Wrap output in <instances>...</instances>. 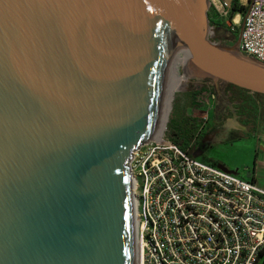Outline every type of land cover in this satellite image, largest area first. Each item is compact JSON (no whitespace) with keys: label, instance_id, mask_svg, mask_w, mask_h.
<instances>
[{"label":"water","instance_id":"95a60500","mask_svg":"<svg viewBox=\"0 0 264 264\" xmlns=\"http://www.w3.org/2000/svg\"><path fill=\"white\" fill-rule=\"evenodd\" d=\"M180 7L184 74L264 94L208 0H0V264H133L126 162L163 116Z\"/></svg>","mask_w":264,"mask_h":264},{"label":"built area","instance_id":"2783aa9c","mask_svg":"<svg viewBox=\"0 0 264 264\" xmlns=\"http://www.w3.org/2000/svg\"><path fill=\"white\" fill-rule=\"evenodd\" d=\"M217 2L209 5L238 36L237 49L264 63V0H244L241 10L240 0ZM126 165L138 264H264L263 189L188 155L163 133L131 149Z\"/></svg>","mask_w":264,"mask_h":264},{"label":"rangeland","instance_id":"374dc122","mask_svg":"<svg viewBox=\"0 0 264 264\" xmlns=\"http://www.w3.org/2000/svg\"><path fill=\"white\" fill-rule=\"evenodd\" d=\"M212 1V0H210ZM218 5L217 0H213ZM239 3V0H234ZM242 1V0H240ZM233 3V0H231ZM244 8V0L241 2ZM212 6L209 5L207 9V17L214 16ZM227 42L232 44L236 39L235 34H229L225 36ZM224 38L221 37L220 39ZM184 42V37H183ZM184 44L179 47L178 53L173 52V66L171 67L170 77V90L168 83L169 95L168 104L165 113V123L161 130L165 137L170 139L172 131L175 130L178 125L184 128L185 134L190 138L191 142L187 147L188 155L206 152V155H230L228 151V142L221 141L219 139L220 134L224 133L225 129L234 127L236 124V115L234 112V105L227 100L225 91L227 88L225 82L217 81L213 83L209 79L204 78H192L186 76L182 71L181 58L183 55ZM183 75V76H182ZM200 86L204 87L206 91L200 92L195 97L197 105L191 104V92L197 90ZM228 88L233 89L228 86ZM241 98H247L241 101L242 104L248 103L247 109H253L255 113L257 126L264 127V96H253L252 94L244 91L237 90ZM226 92V93H225ZM209 93L213 94V98L209 97ZM165 98V94H164ZM256 98L258 104L254 102ZM234 110V111H233ZM223 115V118H222ZM203 117H206L205 130L202 133H198V126L200 125ZM225 134V133H224ZM178 139H182L183 136L177 135ZM185 140V139H184ZM211 144L210 148H206ZM192 145V146H191ZM202 154L195 155V158L199 159ZM259 264V263H258Z\"/></svg>","mask_w":264,"mask_h":264},{"label":"crops","instance_id":"0c3cea01","mask_svg":"<svg viewBox=\"0 0 264 264\" xmlns=\"http://www.w3.org/2000/svg\"><path fill=\"white\" fill-rule=\"evenodd\" d=\"M213 14L214 16L212 17L210 15V17L208 16V19L210 21H219L215 12ZM226 88L225 91L228 92L226 94L227 100L232 102L236 112V110L240 109V101L237 100V98H241L240 94L239 92L237 93L234 88ZM244 100H247V98ZM237 112L239 115V111ZM242 118H245L244 113H242ZM205 121L206 119H202L198 126V133H202V130H205ZM224 133L220 134L219 139L226 143L228 142V151L230 152V155H206L207 151H204L203 153H200L202 156L199 160L223 168V170H226L241 179L254 183L258 188L264 190V127H258L256 118L249 115V120L243 122V124L241 122L239 124L236 123L234 127L228 126ZM185 141L187 144L192 143L189 137H186ZM210 146L211 144L206 148H210Z\"/></svg>","mask_w":264,"mask_h":264},{"label":"bare ground","instance_id":"6f19581e","mask_svg":"<svg viewBox=\"0 0 264 264\" xmlns=\"http://www.w3.org/2000/svg\"><path fill=\"white\" fill-rule=\"evenodd\" d=\"M194 1H197V0H194ZM208 2H210V0H208ZM237 17L238 16H236L235 19H237ZM186 21H187L186 10L184 8L180 7V9L178 11V14H177V17H176L175 25H174L173 41H172V45H171V49H170V54H169L167 68H166V74H165L164 111H163V116H162V118L160 120V123H159V125H158V127L156 129L155 135H160L162 133L161 128H162V126H164V123H165V117H166L165 116V113H166V107L165 106L168 104L167 95H169V90H170V87H171L170 86L171 67L174 65L173 62H172L173 55H174L173 52H175V54L178 53L179 47L184 44L183 37H184ZM186 57H187V49H186V47L184 45L183 55H182V58H181V64L185 63ZM168 83H169V90H168ZM129 183L131 185L130 176H129ZM130 194H131V190H130ZM131 219H132L133 264H138L139 249H138V246H137V243H136V240H135L136 213H135V202H134L132 194H131Z\"/></svg>","mask_w":264,"mask_h":264},{"label":"trees","instance_id":"16d2710c","mask_svg":"<svg viewBox=\"0 0 264 264\" xmlns=\"http://www.w3.org/2000/svg\"><path fill=\"white\" fill-rule=\"evenodd\" d=\"M236 5V2L233 0V7ZM241 9H243V6L242 5H238V9L237 10H241ZM209 22H211L212 24H220V22L218 21V20H212V21H210L209 20ZM226 84V86L228 87H235V88H237V89H240V90H242V91H247V92H250V91H248V90H245V89H243V88H239V87H237V86H234V85H232V84H230V83H225ZM202 90L204 91L205 89H204V87H202V86H200L197 90H193L192 92H191V104L192 105H197V103L195 102V97H196V95L197 94H199L200 92H202ZM251 94L253 95V96H264V94H260V93H254V92H251ZM237 100L238 101H242L243 99L242 98H237ZM254 102H256L257 104H258V102H257V100H256V98L254 99ZM247 106H249L248 105V103H245V104H239V108H241V109H243L244 107L246 108ZM248 113L252 116V117H254V118H256L255 117V113L253 112V109H248ZM176 128V131L175 130H173L172 131V134H171V136H170V140L171 141H173V142H175L181 149H183V150H185V151H187V147L189 146V144H187L186 143V141L184 140V139H186V134H185V131H184V128H182V126H180V125H178L177 127H175ZM177 135H180V136H183V138L182 139H178L177 137ZM192 146V145H191Z\"/></svg>","mask_w":264,"mask_h":264},{"label":"flooded vegetation","instance_id":"af4514ba","mask_svg":"<svg viewBox=\"0 0 264 264\" xmlns=\"http://www.w3.org/2000/svg\"><path fill=\"white\" fill-rule=\"evenodd\" d=\"M235 8H238V7H235ZM208 22H209V19H208ZM216 26H221V28L223 29V32L222 33H216V34L214 33L212 35V37H211V40H213L214 42H217V43L229 44V42H227V38L225 37L226 35H229V32L226 30V28L224 27V25H222V24H218V25L215 24L214 25L211 22H209V29H213ZM223 36H224V38L220 39ZM231 88H235V87H231ZM240 104H241V101H240ZM240 109L236 110V112L239 111V115H238V112H237V114L235 113V115H236L235 121H236L237 124H239L240 122L243 124V122H246L247 120H249V115L250 114L248 113V109H246V108H243L241 110ZM242 113H244L245 118H242ZM222 118H223V115H222ZM232 125L233 124H231L230 126H232Z\"/></svg>","mask_w":264,"mask_h":264}]
</instances>
